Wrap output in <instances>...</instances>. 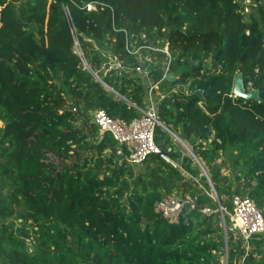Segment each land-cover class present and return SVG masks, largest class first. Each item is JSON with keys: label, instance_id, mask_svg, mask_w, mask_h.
Masks as SVG:
<instances>
[{"label": "trees", "instance_id": "16d2710c", "mask_svg": "<svg viewBox=\"0 0 264 264\" xmlns=\"http://www.w3.org/2000/svg\"><path fill=\"white\" fill-rule=\"evenodd\" d=\"M244 9L237 0H0V264H222L225 253L227 264H264V232L248 249L239 232L226 244L211 196L213 187L227 211L234 195L249 196L264 216V5ZM127 43L171 53L166 77L164 52L146 62L166 93L156 142L169 160L154 153L139 167L92 120L99 108L142 114L149 78ZM239 72L261 101L234 94ZM229 149L242 174L224 172ZM173 193L196 204L177 223L155 209Z\"/></svg>", "mask_w": 264, "mask_h": 264}, {"label": "built area", "instance_id": "2783aa9c", "mask_svg": "<svg viewBox=\"0 0 264 264\" xmlns=\"http://www.w3.org/2000/svg\"><path fill=\"white\" fill-rule=\"evenodd\" d=\"M93 8H96L94 4L90 3L87 5V9ZM136 42H138V40H136ZM75 44L76 51L81 56L83 63L85 66H88L77 38ZM143 49H146V54L143 52ZM127 50L138 57L140 64L136 67V71L137 75H140L141 78L142 76H145V78L142 79H147L151 76V72L147 67L148 64H146V62L154 65L158 63L155 59L154 52H164L167 56V63L164 67L165 72L163 77H166L171 62V53L168 46L161 48L154 44L140 43L133 48L132 44L127 43ZM115 60L116 58L113 59V61ZM147 82L148 88L145 96L146 105L144 108L138 107L142 113L139 117L132 120L113 117L102 108L95 109L92 112V120L99 126L100 132H109L112 134L119 147L118 154H123L128 151L126 159L128 163L133 166L142 165L147 157L154 153L161 154L165 159L169 160L167 155L162 152L161 147L156 142V127L159 125L166 128L165 123L160 120L157 115L158 104L166 96V93L160 89L159 81L154 82L148 79ZM103 84L106 85L107 88L112 89L104 81ZM44 161L55 164L58 169H61L62 167L60 165V159L51 151H46ZM211 196L216 202L218 201V195L215 191ZM232 203L234 205L233 211H227L224 207H222L220 211L223 218H226L225 212L229 215L234 229L241 234L246 243V248L248 249L250 238L255 234L264 232L263 213L249 196L239 194L234 195ZM187 204H190L192 207H195L196 205L190 194L182 195L173 193L157 201L155 209L169 223H177L180 220L185 205ZM200 210L203 213L211 212L209 207H202Z\"/></svg>", "mask_w": 264, "mask_h": 264}, {"label": "rangeland", "instance_id": "374dc122", "mask_svg": "<svg viewBox=\"0 0 264 264\" xmlns=\"http://www.w3.org/2000/svg\"><path fill=\"white\" fill-rule=\"evenodd\" d=\"M237 1H242V4L245 6L244 12H246V13L251 12L253 10L252 7H259L260 5H264V0H237ZM205 62H206L207 65H210L211 64V58L206 59ZM142 78H145V76H142ZM0 125H2L1 121H0ZM173 133L172 134H173V136L175 138V141L181 147L183 153L193 157V155H192V153L190 151V149H192L191 146L186 141H184V140L181 141L180 139H178L176 137L178 135L175 132H173ZM236 158H237V154L234 151H232V149H229L224 154L223 159H225V162L227 164L226 165V169H224V172L226 174H229V175H234L236 173L242 174V171H243L242 167L243 166H242L240 160L238 162H236V163L234 162ZM195 162L200 166L201 174L205 175L204 174V173H206L205 170L201 167V165L198 163V161L196 159H195ZM60 165L63 166V163L61 162ZM139 166H136V167H139ZM206 171H207V169H206ZM207 174H208L207 178L209 179V181H210V183L212 185V182L210 180L208 171H207ZM212 190H213V192H212ZM212 190H211V194L213 195V193H214L213 187H212ZM220 217H221V226L224 229L225 241H226V238H228V236H232L233 239H235L236 241H239L238 232L234 229V226H233L232 221L230 220V218L227 219V217L226 218H223V216H220ZM227 249H228V246H227ZM221 262H222V264H227L228 263V261H227V253L222 255ZM235 264H240V261L239 262L237 261V263L235 262Z\"/></svg>", "mask_w": 264, "mask_h": 264}, {"label": "water", "instance_id": "95a60500", "mask_svg": "<svg viewBox=\"0 0 264 264\" xmlns=\"http://www.w3.org/2000/svg\"><path fill=\"white\" fill-rule=\"evenodd\" d=\"M96 77L98 80H100L103 83V80L96 74ZM169 79L174 80L175 78L173 76H168ZM233 92L236 96H240L243 97L245 99L248 100H258L261 101V95H260V90L256 89V88H249L246 86L245 81H244V76L242 74V72H239L236 77H235V82H234V87H233ZM171 133H173V131H171L169 128H167ZM174 134V133H173ZM178 139H180L181 141H183L179 136H176ZM193 157L198 161V163L201 165V167L205 170L206 173H204L206 176L207 171L203 165V163L197 158V156L194 154V152L192 151V149H190ZM213 186V184H212ZM218 207L220 210L222 208V205L218 199ZM228 242V238H226V244Z\"/></svg>", "mask_w": 264, "mask_h": 264}, {"label": "crops", "instance_id": "0c3cea01", "mask_svg": "<svg viewBox=\"0 0 264 264\" xmlns=\"http://www.w3.org/2000/svg\"><path fill=\"white\" fill-rule=\"evenodd\" d=\"M150 81H153L151 78H149Z\"/></svg>", "mask_w": 264, "mask_h": 264}]
</instances>
